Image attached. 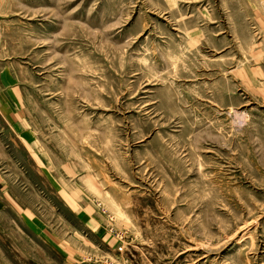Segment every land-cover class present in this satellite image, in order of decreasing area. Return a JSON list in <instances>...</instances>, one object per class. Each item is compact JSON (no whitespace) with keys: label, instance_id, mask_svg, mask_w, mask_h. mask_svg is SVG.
Returning a JSON list of instances; mask_svg holds the SVG:
<instances>
[{"label":"rangeland","instance_id":"rangeland-1","mask_svg":"<svg viewBox=\"0 0 264 264\" xmlns=\"http://www.w3.org/2000/svg\"><path fill=\"white\" fill-rule=\"evenodd\" d=\"M0 264H264V0H0Z\"/></svg>","mask_w":264,"mask_h":264}]
</instances>
